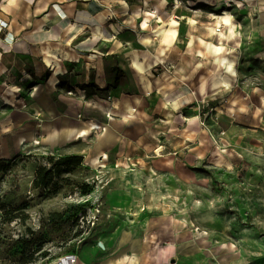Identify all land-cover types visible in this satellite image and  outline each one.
<instances>
[{
    "label": "crops",
    "instance_id": "1",
    "mask_svg": "<svg viewBox=\"0 0 264 264\" xmlns=\"http://www.w3.org/2000/svg\"><path fill=\"white\" fill-rule=\"evenodd\" d=\"M178 1L0 0V159L79 155L113 168L165 145L166 159L197 160L221 131L264 146V0ZM45 44L78 61L50 66ZM183 230L166 243L121 233L113 252L78 264H228Z\"/></svg>",
    "mask_w": 264,
    "mask_h": 264
},
{
    "label": "rangeland",
    "instance_id": "2",
    "mask_svg": "<svg viewBox=\"0 0 264 264\" xmlns=\"http://www.w3.org/2000/svg\"><path fill=\"white\" fill-rule=\"evenodd\" d=\"M214 134L197 160L157 157L155 145L145 164L78 165L52 192L34 187L51 155L14 156L0 172V264H54L68 253L95 263L124 230L166 243L174 229L200 238L208 260L264 264V146Z\"/></svg>",
    "mask_w": 264,
    "mask_h": 264
},
{
    "label": "bare ground",
    "instance_id": "3",
    "mask_svg": "<svg viewBox=\"0 0 264 264\" xmlns=\"http://www.w3.org/2000/svg\"><path fill=\"white\" fill-rule=\"evenodd\" d=\"M236 3L238 6H241L243 5L242 4V1L240 0H236ZM222 21H224V23H226L229 27H230V34H233L234 33V27H235V20L228 14H224L222 17H221ZM157 25L159 24H162L163 23V20L161 17L158 18L157 20ZM178 24V22L174 19L171 23V25L169 27H166L164 29V34H165V41H168L169 39H171V36L173 35H176V29H175V26ZM221 35L222 37L226 38L228 37V33H227V30H223L221 32ZM213 48L215 49V51L218 53V54H221L223 53L224 51V47L223 45L221 44H217V45H213ZM43 52L45 54V60L46 62L52 66L54 65V67H56V61H53V58L54 57H59V56H63L64 58L66 59H69L71 61H78V56L75 54V53H68V52H63L61 51L60 47H51L49 44H45L43 46ZM226 63V61L228 62L227 59H223ZM224 61H222V63H224ZM230 69L232 68V65L229 66ZM57 77H56V74L54 75L53 79L55 80ZM227 84V82H225ZM12 90H18V87H14ZM92 104H96L97 106H99L98 103L96 102H91ZM218 140V144H220V140ZM155 156L157 157H166L168 155H171L172 154V151L165 145H159V147H156L153 152H152ZM128 236L127 239H130V236H131V233L130 231L128 230H124L123 231V234H122V242L126 239V237ZM145 240V239H144ZM139 241V240H138ZM146 242V245L148 244L149 240L146 239V241H144V243ZM143 243V242H142ZM233 247H235V244H232Z\"/></svg>",
    "mask_w": 264,
    "mask_h": 264
},
{
    "label": "trees",
    "instance_id": "4",
    "mask_svg": "<svg viewBox=\"0 0 264 264\" xmlns=\"http://www.w3.org/2000/svg\"><path fill=\"white\" fill-rule=\"evenodd\" d=\"M11 159H0V172L5 171L10 165ZM49 161L52 166L40 165L37 168L36 177L34 179V187L36 189H49L50 190L55 183V178L62 173L72 171L76 166L84 164V159L79 155H65V156H49ZM1 200V199H0ZM0 208L6 210L5 204L0 201ZM22 207H13V210ZM10 212V211H8Z\"/></svg>",
    "mask_w": 264,
    "mask_h": 264
},
{
    "label": "built area",
    "instance_id": "5",
    "mask_svg": "<svg viewBox=\"0 0 264 264\" xmlns=\"http://www.w3.org/2000/svg\"><path fill=\"white\" fill-rule=\"evenodd\" d=\"M237 4L234 0L232 1ZM176 5V4H175ZM72 93V92H70ZM79 257L76 253H68L58 257L54 264H78Z\"/></svg>",
    "mask_w": 264,
    "mask_h": 264
}]
</instances>
